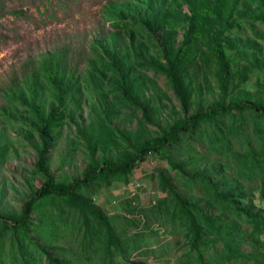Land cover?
Returning <instances> with one entry per match:
<instances>
[{"label":"rangeland","instance_id":"obj_1","mask_svg":"<svg viewBox=\"0 0 264 264\" xmlns=\"http://www.w3.org/2000/svg\"><path fill=\"white\" fill-rule=\"evenodd\" d=\"M122 1L134 3V0H0L1 216L18 215L26 197L42 182L34 174L37 138L28 137L21 122L26 117L24 108L11 99L13 86L23 88L42 54L65 51L67 76L73 84V92L65 97L64 119L52 131L48 169L59 182H70L81 175L89 160L87 141L96 143V159L115 160L130 152V145L135 142L158 135L172 121L219 99L220 82L213 60L204 64L198 59L197 66L186 73L184 79L191 97L190 107L184 113L165 76L153 68L139 66L141 60L130 54L128 65L132 67L134 93L149 101L151 124L143 121L139 110L122 102L109 82L97 85L99 76L91 68L101 65L98 59L101 50L93 41L114 32L104 18V9L111 2ZM184 11L187 12L186 7ZM228 35L226 55L231 77L225 101L263 102L264 26L248 18L238 19ZM181 38L179 30L176 39ZM159 53V48L152 46L145 56L158 62ZM42 93L39 103L49 108L54 97L49 90ZM168 159L181 164L188 175L211 176L219 184V191L226 184L242 186L253 197L256 207L264 209L260 199L264 180V117L245 111L220 118L217 127L201 125L193 139L182 138L165 152L164 158L149 156L127 182L120 179L108 186L91 188L93 203L109 219L119 241V250L112 247L110 258L105 254L104 228L92 220L85 227L80 215L57 198L36 205L31 214L34 236L48 248L53 246L48 250L70 264H199L195 253L189 254L183 222L171 195L163 190L159 174L168 179L175 192L200 205H205L211 195L201 188V181L170 168ZM253 159L261 166V172L248 165ZM224 216L237 221L242 231L249 230L242 220L228 213ZM14 243L12 232L0 223L3 264H13L10 254L14 252ZM211 256L212 250L204 253L206 261L214 264Z\"/></svg>","mask_w":264,"mask_h":264},{"label":"trees","instance_id":"obj_2","mask_svg":"<svg viewBox=\"0 0 264 264\" xmlns=\"http://www.w3.org/2000/svg\"><path fill=\"white\" fill-rule=\"evenodd\" d=\"M104 12V18L109 20L108 24L114 32L103 35L100 41L94 39V46L101 50L98 57L101 65H93L91 69L99 76L97 85L101 87L109 82L122 102L142 113L145 123H152V108L148 100H142L134 93V82L130 78L132 67L128 65L130 54L141 60L139 66L153 68L165 76L184 113L190 107L191 97L184 79L186 73L197 66L198 59L204 64L213 60L220 82L219 99L172 121L160 129L158 135L135 142L130 145V152L115 160L96 159V143L87 141L89 160L81 175L70 182H59L48 169L53 146L52 131L64 119L65 97L73 92V84L67 76L65 51L42 54L23 88L15 85L11 89V99L24 108L26 117L21 122L28 130V137L37 138L34 174L42 179L41 185L35 187L24 200L18 215H0V223L4 229L12 232L15 241L14 252L10 254L13 264H70L48 250L54 247L48 248L42 244L32 231L34 222L31 214L36 205L55 198L79 214L85 227L88 220H92L104 228L107 238L105 254L110 258L112 247L119 250V241L115 238L109 219L93 203L90 196L92 187L108 186L120 179L127 182L132 172L149 156L164 158L165 152L182 138L193 139L203 124L217 127L220 118L245 111L258 118L264 117V101H225L231 77L226 55L228 33L236 27L238 19L248 18L264 26V0H134V3L111 2ZM179 30L182 38L177 41ZM152 46L159 48L161 60L158 62L146 59V52ZM107 74L111 76L107 77ZM91 77L94 79L92 74ZM45 90H49L54 97V103L49 108L39 103ZM79 133L82 134L81 131ZM167 163L183 176L201 181V188H206L211 195L205 205H200L175 192L168 179L159 174L161 186L171 195L183 222L189 254L195 253L199 264H211L204 258V253L210 250L214 264H264V209L256 207L253 197L240 185L226 184L225 189L219 191V184L213 182L211 176L188 175L183 172L181 164L170 159ZM248 165L262 171L255 160ZM260 199L264 202V180L261 182ZM225 213L242 220L249 230L242 231L241 225L235 220H228ZM245 246L248 250L244 249ZM0 264H3L1 259Z\"/></svg>","mask_w":264,"mask_h":264}]
</instances>
